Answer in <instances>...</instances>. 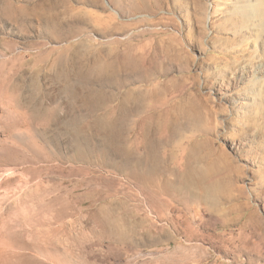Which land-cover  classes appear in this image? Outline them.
Here are the masks:
<instances>
[{
	"label": "rangeland",
	"instance_id": "obj_1",
	"mask_svg": "<svg viewBox=\"0 0 264 264\" xmlns=\"http://www.w3.org/2000/svg\"><path fill=\"white\" fill-rule=\"evenodd\" d=\"M0 264H264V0H0Z\"/></svg>",
	"mask_w": 264,
	"mask_h": 264
},
{
	"label": "bare ground",
	"instance_id": "obj_2",
	"mask_svg": "<svg viewBox=\"0 0 264 264\" xmlns=\"http://www.w3.org/2000/svg\"><path fill=\"white\" fill-rule=\"evenodd\" d=\"M121 111H122V114H124V115H127V114H128V116H129V110L126 109L124 106H122ZM32 192H33V191H32ZM23 194H24V193H23Z\"/></svg>",
	"mask_w": 264,
	"mask_h": 264
}]
</instances>
